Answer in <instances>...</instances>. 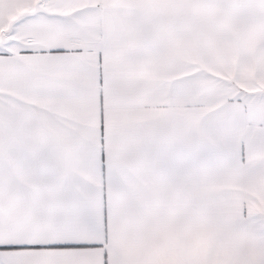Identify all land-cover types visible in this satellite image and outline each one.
Returning a JSON list of instances; mask_svg holds the SVG:
<instances>
[{
    "label": "snow or ice",
    "instance_id": "obj_1",
    "mask_svg": "<svg viewBox=\"0 0 264 264\" xmlns=\"http://www.w3.org/2000/svg\"><path fill=\"white\" fill-rule=\"evenodd\" d=\"M0 264H264V0H0Z\"/></svg>",
    "mask_w": 264,
    "mask_h": 264
}]
</instances>
